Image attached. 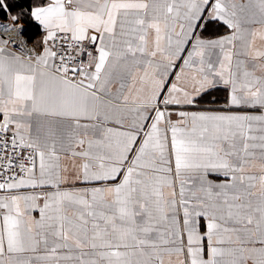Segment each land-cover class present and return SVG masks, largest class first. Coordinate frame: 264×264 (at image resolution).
Wrapping results in <instances>:
<instances>
[{
	"label": "snow or ice",
	"instance_id": "1",
	"mask_svg": "<svg viewBox=\"0 0 264 264\" xmlns=\"http://www.w3.org/2000/svg\"><path fill=\"white\" fill-rule=\"evenodd\" d=\"M0 264H264V0H0Z\"/></svg>",
	"mask_w": 264,
	"mask_h": 264
},
{
	"label": "crops",
	"instance_id": "2",
	"mask_svg": "<svg viewBox=\"0 0 264 264\" xmlns=\"http://www.w3.org/2000/svg\"><path fill=\"white\" fill-rule=\"evenodd\" d=\"M259 43H260L259 40H257V45H259ZM221 94H222V95H221ZM217 95L223 97L224 92L221 90L220 92L217 93ZM37 215H38V214H37Z\"/></svg>",
	"mask_w": 264,
	"mask_h": 264
},
{
	"label": "trees",
	"instance_id": "3",
	"mask_svg": "<svg viewBox=\"0 0 264 264\" xmlns=\"http://www.w3.org/2000/svg\"><path fill=\"white\" fill-rule=\"evenodd\" d=\"M222 95V94H221Z\"/></svg>",
	"mask_w": 264,
	"mask_h": 264
}]
</instances>
